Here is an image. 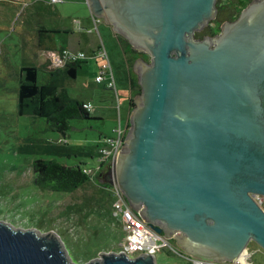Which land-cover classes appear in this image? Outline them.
<instances>
[{"label": "water", "instance_id": "1", "mask_svg": "<svg viewBox=\"0 0 264 264\" xmlns=\"http://www.w3.org/2000/svg\"><path fill=\"white\" fill-rule=\"evenodd\" d=\"M218 0H88L151 61L134 69L122 152L105 172L157 233L182 255L223 262L253 241L264 250V0L214 38ZM0 264H75L60 237L0 221ZM87 264H158L156 254L106 253Z\"/></svg>", "mask_w": 264, "mask_h": 264}, {"label": "rangeland", "instance_id": "2", "mask_svg": "<svg viewBox=\"0 0 264 264\" xmlns=\"http://www.w3.org/2000/svg\"><path fill=\"white\" fill-rule=\"evenodd\" d=\"M229 2L223 0L222 3L226 5ZM50 3L53 4L34 2L29 6L26 0L19 5H10L5 1L0 3V221L42 234L54 231L71 260L75 264H87L102 254L122 252L127 237L124 220L115 215L112 186L104 187L107 183L105 173L74 192H53L36 185L33 164L36 159L45 157L70 166L85 163L96 173L101 151L105 145L109 147L99 137L116 136L114 129L118 126L121 94L105 90L104 84L96 81L100 71L94 60H101L102 64L107 60L91 55L76 79L63 78L58 80L57 85L73 100L90 98L94 110L98 114H109L107 118H98L93 111L90 120H72L71 129L63 137L53 131L44 118L18 114L21 68H40L39 84L47 83L49 74L41 65L42 62L52 64L55 59L51 52L45 51V47H60L69 39L57 31L49 33V30L68 28L76 18L71 15L64 19L56 18V5ZM63 4L59 3V6ZM74 5L69 3L64 8ZM245 7L246 0H241L239 9ZM103 24L100 31L96 28L94 33L84 35L82 49L88 50V40L92 41L95 49L99 45L104 46L115 72H121L127 59L121 51L117 34L112 27ZM210 26L217 27L218 23L213 20ZM44 27L48 31H41ZM48 35L49 41L45 40ZM72 38L73 45L79 48L76 36ZM146 61H151L150 57ZM123 86L119 85V93ZM68 150L75 151V155L69 158L66 155ZM102 170L107 171V165ZM170 252L169 248L159 252L158 264H192L183 256ZM248 252L252 254L253 263L264 264V250L257 243L252 241Z\"/></svg>", "mask_w": 264, "mask_h": 264}, {"label": "trees", "instance_id": "3", "mask_svg": "<svg viewBox=\"0 0 264 264\" xmlns=\"http://www.w3.org/2000/svg\"><path fill=\"white\" fill-rule=\"evenodd\" d=\"M222 2L223 0H218L217 2L218 16L216 22L218 26L213 28L209 25L196 33V37L203 39L207 36H215L220 30V24L240 15L242 11V9H239L240 0H230L226 5H223ZM117 38L123 54L132 68H134L138 59L147 60L149 58L144 52L136 50L123 36L117 35ZM45 51H48V49ZM85 63L86 60H77L60 70L53 69L51 63L46 62L41 67L48 71L49 79L47 83L42 85L39 84L40 68L36 66L21 68V83L18 90V114L20 116L44 118L51 129L63 137H66L71 129L70 121L92 119L93 113L84 108V102L71 99L66 93H63L65 91L61 92L57 85L58 80L63 78L76 79L78 69L82 68ZM130 80L132 88L140 93L141 87H139L138 76L134 73ZM131 101L133 104V100ZM103 148H106V145ZM74 153L75 151L68 150L66 155L71 158L75 155ZM42 155L44 154L42 153ZM104 165L99 161L98 169H100H97L95 173V170L88 168L85 163L70 166V164L65 165L51 158H39L33 164L35 183L41 189L48 191L74 192L87 182L98 178L97 176L103 172L102 168ZM104 187L109 188V184L105 183ZM170 253L172 254V251Z\"/></svg>", "mask_w": 264, "mask_h": 264}, {"label": "built area", "instance_id": "4", "mask_svg": "<svg viewBox=\"0 0 264 264\" xmlns=\"http://www.w3.org/2000/svg\"><path fill=\"white\" fill-rule=\"evenodd\" d=\"M62 0H51L52 3H58ZM51 55H54L55 61L52 62L51 67L55 69L65 68L70 63L76 62L77 60H86V56L83 53H71L67 50L61 51H51ZM97 55L107 60L101 67L99 76H97L96 81L104 83L109 89L117 91L116 79L113 73L112 65L108 52L104 46H100ZM84 108L88 111L93 112L94 108L90 103H85ZM129 125V124H128ZM122 128L121 124L115 129V137L105 138V142L109 147L103 148L101 151L100 162L107 165V171L114 163L118 154L122 152L123 146L125 144V139L129 130V126ZM105 172V171H103ZM113 196L115 197V215L121 216L124 220V226L127 237L123 243L122 251L126 252L129 256L135 257L139 254H156L158 255L164 248H169L170 251L175 254H179V250L176 245H171V240L166 239L163 235L154 231L148 223H146L139 214L133 210L131 204H129L125 195L121 192L119 187L115 184L110 188ZM257 203L264 210V196L256 195L254 196ZM192 264H255L252 261V254L248 251L240 258L234 261H225L223 263L217 262H207L204 260H197L195 258L189 259Z\"/></svg>", "mask_w": 264, "mask_h": 264}, {"label": "crops", "instance_id": "5", "mask_svg": "<svg viewBox=\"0 0 264 264\" xmlns=\"http://www.w3.org/2000/svg\"><path fill=\"white\" fill-rule=\"evenodd\" d=\"M4 1H5V3L10 4V5H19V4L22 3V0H0V3L4 2ZM34 2L37 3V4L38 3H46V2L49 3V2H51V0H26V4L29 5V6L32 3H34ZM59 3L60 4L64 3V4H63V6H59ZM69 3L70 4H75V5L72 6V7L64 8L67 5H69ZM53 4L56 5L55 11H58V13L54 14L56 18H58V16H59L62 19H64L67 15H71V17H76V18L73 21L74 24H72L68 28L63 27V28H59V29H55V30H49V33H54V32L57 31L58 33H60L61 35L66 36L69 39H67V43L66 44L63 43L60 47H56V48L55 47H48V48L45 47V49H48V51H46V52L59 51V50L62 49V50H67L68 52L75 53V54L83 53V54H85V56L87 58L86 59V63H88L89 62V60H88L89 57L88 56L93 55V57L95 58V56L97 55V52L99 51L101 45H99L98 48L95 49L93 47L92 41L88 40L86 42V44H88L86 46V49H88V50H86V51L83 50L82 48H83V44H84V35H87L90 32L94 33L96 28H97V30L100 31V28L104 27L103 23L106 24V22L104 20L98 19V18H96V17H94L92 15V13L90 11V8H89L88 0H62L61 2L53 3ZM53 4H51V5H53ZM69 8L71 9L72 12H74V14L70 11ZM62 11H66V12L64 13ZM33 15L35 16L36 13H33ZM79 16H81L83 19L80 20ZM82 22H84V24ZM106 25H108L109 27H112L109 24H106ZM44 31H48V30L44 27ZM112 31H114V30H112ZM114 33L117 34L115 31H114ZM117 35H116V37H117ZM72 36H76L77 41H75V42H79V44H78L80 46L79 48L73 45ZM48 38H49V35L46 37L45 40L49 41ZM121 51H122V49H121ZM122 53H123V51H122ZM109 58H110V56H109ZM125 59H126V57H125ZM110 62H111V60H110ZM43 63H46V62H42V65H43ZM94 63L96 65V67L98 68V70L100 71L101 67L103 66L101 60H97V62H95V60H94ZM111 65H112V62H111ZM80 69H78V72H79ZM112 69H113V73H114V76H115V79H116V85H117V91L116 92L118 94H121V96L119 98V104H118L119 105L118 106V110H119L118 126H119V124H121L122 128L123 127L126 128V125L129 124L130 115H131L130 112L132 111V106L134 104V103L132 104L131 100H133V102H134V99L139 94L136 91V89L132 88L131 80H130L131 76H133L134 73L136 74V72H135V69L130 66V64L127 62V60H126V65H125V67L123 69H121V72H115V70L113 68V65H112ZM78 74H77V77H78ZM97 76H99V73H98ZM119 85L120 86L125 85V86L122 87L120 93H119V90H120L119 89ZM103 86H104L105 90H107V89L108 90H112V89L107 88L105 86V84ZM81 102L90 103V104L92 103L93 104V102L91 101L90 98L84 99ZM94 112H95V116L98 117V118H107L109 116V114L108 115H105V114H102V113L98 114L96 110H94ZM115 129H114V132H115ZM107 137L108 136L105 135V136H100L99 138H100V140L102 142L105 143V138H107Z\"/></svg>", "mask_w": 264, "mask_h": 264}, {"label": "flooded vegetation", "instance_id": "6", "mask_svg": "<svg viewBox=\"0 0 264 264\" xmlns=\"http://www.w3.org/2000/svg\"><path fill=\"white\" fill-rule=\"evenodd\" d=\"M240 1H241V0H240ZM253 1H254V0H251V1H250V0H246V7L243 8L242 11H243L244 9H246V8L249 6V4H251ZM242 11H241V13H242ZM241 13H240V15H241ZM240 15H239V16H240ZM239 16H238L237 18H234V17H233V19H230V20H228V21H226V22H232V21L234 22L236 19L239 18ZM215 20H216V19H215ZM226 22H224V23H226ZM211 23H212V22H211ZM211 23H210V24H211ZM224 23H222V24H224ZM210 24H209V25H210ZM222 24H220V25H221V26H220V30L218 31V33H217L215 36H208V37H210V38H214V37H216L218 34H220L221 31H222V26H223ZM209 25H208V26H209ZM197 33H198V32H197ZM195 37H196V36H195ZM197 38H198V37H197ZM204 38H205V37H204ZM204 38H203V39H204ZM199 39H200V38H199ZM104 173H105V172H101V175L104 176V175H103ZM104 177H105V179H106V176H104ZM170 243H171V245H174V244H176V241L172 239ZM177 248H178V247H177ZM164 249H165V248H164ZM178 249H179V248H178ZM179 250H180V249H179ZM182 253H183V252L180 250V252H179V256H183ZM174 254H175V253H174ZM183 257L185 258V260H188V261H190L189 259H191V258H188V257H185V256H183Z\"/></svg>", "mask_w": 264, "mask_h": 264}, {"label": "bare ground", "instance_id": "7", "mask_svg": "<svg viewBox=\"0 0 264 264\" xmlns=\"http://www.w3.org/2000/svg\"><path fill=\"white\" fill-rule=\"evenodd\" d=\"M174 240V239H173ZM176 245V244H175ZM176 247H177V245H176ZM179 250V249H178ZM179 252H180V250H179ZM207 262H212V261H207ZM223 262H225V261H223ZM223 262H217V263H223Z\"/></svg>", "mask_w": 264, "mask_h": 264}, {"label": "clouds", "instance_id": "8", "mask_svg": "<svg viewBox=\"0 0 264 264\" xmlns=\"http://www.w3.org/2000/svg\"><path fill=\"white\" fill-rule=\"evenodd\" d=\"M105 172H107V171H105Z\"/></svg>", "mask_w": 264, "mask_h": 264}]
</instances>
